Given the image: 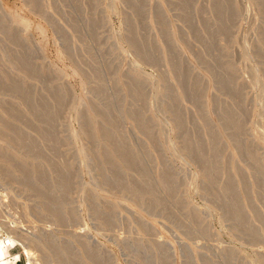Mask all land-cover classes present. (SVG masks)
Instances as JSON below:
<instances>
[{
	"label": "rangeland",
	"instance_id": "rangeland-1",
	"mask_svg": "<svg viewBox=\"0 0 264 264\" xmlns=\"http://www.w3.org/2000/svg\"><path fill=\"white\" fill-rule=\"evenodd\" d=\"M9 237L12 264H264V0H0Z\"/></svg>",
	"mask_w": 264,
	"mask_h": 264
},
{
	"label": "bare ground",
	"instance_id": "bare-ground-1",
	"mask_svg": "<svg viewBox=\"0 0 264 264\" xmlns=\"http://www.w3.org/2000/svg\"><path fill=\"white\" fill-rule=\"evenodd\" d=\"M223 17V16H222ZM19 61V60H18ZM21 62V61H20ZM25 69V68H24ZM27 70V69H26ZM31 71V70H30ZM33 71V70H32ZM89 76V75H88ZM91 79V78H90ZM17 86H19V85H17ZM20 87V86H19ZM12 89V88H11ZM14 89V88H13ZM17 89V88H16ZM23 94V93H22ZM26 94V93H25ZM30 94V93H29ZM22 96V95H21ZM27 97V96H26ZM58 99V98H57ZM29 101V100H28ZM31 105V104H30ZM42 105H43V103H42ZM40 107V106H39ZM31 108V107H30ZM36 108V107H35ZM36 113V112H35ZM15 115V114H14ZM18 115V114H17ZM21 119H22V117H21ZM20 119V120H21ZM236 121V120H235ZM33 124V123H32ZM7 125V124H6ZM13 126V125H12ZM20 133V132H19ZM44 134L46 135V133L44 132ZM18 135V134H17ZM44 135V136H45ZM113 140V139H112ZM197 140V139H196ZM16 142V141H15ZM215 142V141H214ZM118 145V144H117ZM124 146V145H123ZM120 151H122V150H120ZM128 151V150H127ZM249 151V150H248ZM126 152V151H125ZM133 152V151H132ZM124 153V152H123ZM128 155V154H127ZM122 156V155H121ZM203 158V157H202ZM127 159V158H126ZM133 159V158H132ZM257 164V163H256ZM125 165V164H124ZM106 177V176H105ZM167 178V177H166ZM67 179V178H66ZM57 184V183H56ZM151 186V185H150ZM168 186V185H167ZM131 190V189H130ZM229 190V189H228ZM224 192H225V190H224ZM223 192V193H224ZM229 194V193H228ZM228 197V196H227ZM234 207V206H233ZM55 217H58V214H57V216H55ZM59 221V220H58ZM256 230V229H255ZM256 235V234H255ZM18 242V241H17ZM46 242V241H45ZM16 243V240L14 239V238H12V237H9V239H8V241L7 242H5V241H0V264H12V263H9L8 262V259H7V254H6V251H5V248H7V245H9V244H15ZM51 243V242H50ZM51 246V245H50ZM156 246V245H155ZM22 247H24L25 248V251H26V254L30 257L31 256V252L28 250V246L25 244V242L24 241H22ZM264 253V252H263ZM262 253V254H263ZM264 257V256H263ZM31 259V258H30ZM63 263L64 264H67V261L66 260H63ZM31 264V263H30Z\"/></svg>",
	"mask_w": 264,
	"mask_h": 264
},
{
	"label": "built area",
	"instance_id": "built-area-1",
	"mask_svg": "<svg viewBox=\"0 0 264 264\" xmlns=\"http://www.w3.org/2000/svg\"><path fill=\"white\" fill-rule=\"evenodd\" d=\"M16 247H17V245L11 247V250H14ZM19 262H20V258H19V260L17 261V264H18Z\"/></svg>",
	"mask_w": 264,
	"mask_h": 264
}]
</instances>
